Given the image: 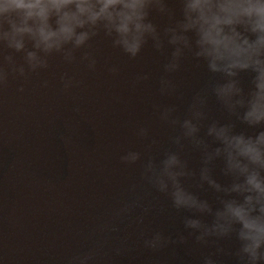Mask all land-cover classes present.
I'll return each mask as SVG.
<instances>
[{
	"label": "clouds",
	"instance_id": "clouds-1",
	"mask_svg": "<svg viewBox=\"0 0 264 264\" xmlns=\"http://www.w3.org/2000/svg\"><path fill=\"white\" fill-rule=\"evenodd\" d=\"M98 39L128 60L150 43L162 58L156 89L161 97L184 101L174 77L187 57L206 71L207 81L183 111L176 103L152 104L156 119L172 130L169 147L154 153L159 140L141 124L134 135L142 149L129 147L119 159L139 162L143 182L165 196L171 209L189 213L182 217L188 236L216 246L200 264H219L221 255L234 256L236 264H264V0H0V90L11 78L22 93L29 77L49 69L54 57L95 72ZM104 67L112 76L120 72L110 57ZM58 79L62 92L79 83L67 73ZM150 79V72H140L132 84ZM48 84L41 81V87ZM210 102L220 118L211 115ZM72 111L80 112L78 103ZM135 189L133 184L129 191ZM209 191L211 201L202 195ZM137 208L141 214L131 217ZM152 208L140 197L122 200L103 228L118 232L126 219L140 227ZM138 237L152 251L186 239L160 231L147 236L143 228ZM224 240L233 248L220 246ZM98 247L72 255L67 264H94ZM125 247L122 240L111 251L120 255Z\"/></svg>",
	"mask_w": 264,
	"mask_h": 264
},
{
	"label": "water",
	"instance_id": "water-1",
	"mask_svg": "<svg viewBox=\"0 0 264 264\" xmlns=\"http://www.w3.org/2000/svg\"><path fill=\"white\" fill-rule=\"evenodd\" d=\"M93 47L99 59L95 72L78 63L64 65L54 57L49 69L29 77L22 93L17 91L19 81L11 78L0 90V258L3 264H67L72 255L99 244L94 264H200L216 246L188 236L182 217L189 213L171 209L165 196L143 182L139 162L127 165L119 157L129 147L142 149L134 135L141 124H148L159 140L154 153L168 148L172 130L156 119L152 104L176 103L183 111L208 74L191 57L184 60L174 77L184 92L181 102L157 93L162 58L150 43L136 60L100 39ZM106 57L120 65L118 75L106 72ZM144 71L152 79L133 86L135 75ZM60 73L79 83L62 92ZM45 79L46 88L41 87ZM74 103L79 113L72 111ZM210 108L211 115L220 118L212 102ZM61 136L70 137V142L64 143ZM190 155L194 166L196 154ZM133 184L134 192L129 191ZM202 195L214 199L210 191ZM136 197L154 205L142 226L126 219L118 232L103 228L122 200ZM141 212L137 208L130 215ZM141 228L147 236L160 231L173 238L183 233L186 239L152 251L138 237ZM122 240L125 250L115 255L111 249ZM219 243L225 249L234 246L227 240ZM217 259L219 264H236L231 255Z\"/></svg>",
	"mask_w": 264,
	"mask_h": 264
}]
</instances>
